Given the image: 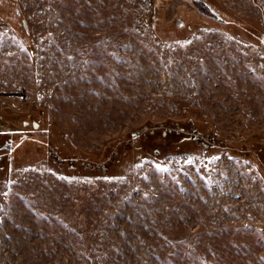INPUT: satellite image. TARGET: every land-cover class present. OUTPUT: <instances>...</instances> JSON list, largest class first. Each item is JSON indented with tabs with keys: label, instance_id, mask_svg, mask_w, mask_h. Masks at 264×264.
<instances>
[{
	"label": "rangeland",
	"instance_id": "rangeland-1",
	"mask_svg": "<svg viewBox=\"0 0 264 264\" xmlns=\"http://www.w3.org/2000/svg\"><path fill=\"white\" fill-rule=\"evenodd\" d=\"M162 1L0 0V264H264V0ZM189 117L254 158L49 151Z\"/></svg>",
	"mask_w": 264,
	"mask_h": 264
},
{
	"label": "trees",
	"instance_id": "trees-1",
	"mask_svg": "<svg viewBox=\"0 0 264 264\" xmlns=\"http://www.w3.org/2000/svg\"><path fill=\"white\" fill-rule=\"evenodd\" d=\"M173 1L174 0H169L168 2L162 1L161 4L162 3L169 4ZM200 1L205 3L206 6L211 7L209 3L204 2L203 0H200ZM260 36L261 34L259 33V37ZM3 119H1L2 121H0V135L7 133V132L10 133L7 130V128L3 129V127L7 125L6 122L10 123V121H8L5 118ZM189 126H191V129H188ZM15 127L17 128L16 130L18 131L23 130L21 127H18L16 125ZM160 139L161 140L168 139V141H166L165 149L167 148L169 152L161 158L162 161L177 160V159L184 158L187 156L188 154L187 152L189 151H195V152L202 154L203 151H206L210 148L214 151L225 149L232 154L241 155L244 158H248V157L254 158V155H252L251 153L252 151L250 147H247V146H244L243 148L233 147L229 145L228 143H225L224 141L220 140L215 135H206L203 131L199 129L198 125L195 123L194 120H192L191 117H189L188 120L183 123H180L178 121H173L170 119H167L165 121L158 122V123H153V122L148 121L145 124H142L141 126H139L138 128H135L129 134V138L123 139L122 143L117 141V143L112 144L116 140L113 142H110L106 149L108 151L106 152L107 154H105V157L99 163H95L93 160L84 158L83 156L85 155L82 153L69 157V155H67L64 151L62 152L59 149L58 145H57L58 147L55 145H53V147H50L51 144L49 143H46V145H50L48 147L53 149V150L49 149L51 153L48 151L50 154H53L51 155V157H53L52 160L59 162V163L61 162L60 164L62 163L68 164L71 161L73 162V166H74L73 168H76L74 163H78L79 165L86 166L87 168L91 170H96V171L101 170L102 171L103 169H105L107 172V170H109L110 167L112 168L118 165L119 162H121L120 160L119 161L116 160L117 157L115 156L113 158L115 162L108 163V160H110V158L113 157L114 153L117 151L118 148L122 147V149L125 150L126 152L127 145L139 144L140 147H143L145 142H151L149 140H152V142L153 141L156 142L157 140H160ZM199 141L208 144V147L204 148L203 146L202 147L200 145L198 146L197 143ZM20 142L21 140L18 137L15 140V143H13V146H15L16 144H19ZM193 144H195L196 146H194ZM8 145H9L8 146L9 148L7 147V145H5V147L6 149L10 150L11 144L9 143ZM3 146L4 145L0 144V148H2ZM262 147H263L262 144L258 145L256 154H255L256 156L258 155V152H261ZM1 152H2V149H0V153ZM157 156H159V154Z\"/></svg>",
	"mask_w": 264,
	"mask_h": 264
},
{
	"label": "water",
	"instance_id": "water-1",
	"mask_svg": "<svg viewBox=\"0 0 264 264\" xmlns=\"http://www.w3.org/2000/svg\"><path fill=\"white\" fill-rule=\"evenodd\" d=\"M23 26H24V28H27V25L25 24V22H23ZM28 45H30V43H28ZM30 123H32V125H33L34 127L39 126V123H35V122H33L32 119L30 120Z\"/></svg>",
	"mask_w": 264,
	"mask_h": 264
}]
</instances>
